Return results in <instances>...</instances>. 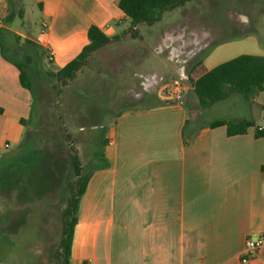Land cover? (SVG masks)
Returning <instances> with one entry per match:
<instances>
[{
    "label": "crops",
    "instance_id": "obj_1",
    "mask_svg": "<svg viewBox=\"0 0 264 264\" xmlns=\"http://www.w3.org/2000/svg\"><path fill=\"white\" fill-rule=\"evenodd\" d=\"M217 1L228 8L213 17L209 12L201 16L191 12L185 26L180 22L160 29L166 16L179 15L176 8L147 25L150 41L144 51L173 59L176 71L186 77L192 65L186 62L193 54L212 50L208 58L246 44L253 52L240 55L264 56V44L249 39L263 26L264 0ZM23 4L41 20L39 30L31 27V38H26L52 55L51 62L43 59L48 70L62 69L83 51L92 25L110 38L122 36L130 27L119 0H24ZM203 4V8L214 5V0ZM8 9V1L0 0V163L23 157L21 147L33 142L25 136L35 105V96L22 87L15 64L20 62L21 47L14 35H24L16 28L18 20L4 24ZM4 35L10 37L11 54ZM128 38L123 36L91 57ZM204 64L209 70L216 67H208L206 59ZM161 82L162 77L155 82L158 88ZM189 92L186 101L196 111L192 118L186 102L163 105L162 91L156 92L157 103L151 107L136 105L151 96L150 90L132 91L129 100L136 108L120 113L101 141L105 162L89 170L84 165L91 178L79 203L71 264H264V250L245 253L247 239L264 232V137L257 139L254 128L229 137L226 126L210 127L217 120H249L264 128V92L258 105L247 102L251 110L247 116L210 122H203L204 111L196 108L197 99ZM237 95L222 102L234 105L240 102ZM36 142L46 143L42 147L48 149L40 170L10 171L12 183L0 188V218L4 213L11 216L9 236L24 243L25 256L38 258L37 263L17 264H41L45 256L56 259L62 212L77 180L65 159L51 158L48 141ZM38 244L46 245L38 249ZM0 264L9 263L0 260Z\"/></svg>",
    "mask_w": 264,
    "mask_h": 264
},
{
    "label": "rangeland",
    "instance_id": "obj_2",
    "mask_svg": "<svg viewBox=\"0 0 264 264\" xmlns=\"http://www.w3.org/2000/svg\"><path fill=\"white\" fill-rule=\"evenodd\" d=\"M204 1L205 0H196L194 5H190L189 7L183 6L178 9L175 8L178 10L179 15L172 12V18L166 16L167 20H164V24H160V29L167 28L173 23L180 22H183L182 24L185 26L186 14L190 16L191 12L199 16L206 15L209 12L211 17H213L212 15L225 12L226 7L228 8L227 5L223 6L225 5L224 2L223 5L221 4L222 6H219L217 0H214V5L207 4V6L205 5L203 8ZM22 6L24 18L23 21L18 20L16 28L19 26L18 31L24 35V38L21 37L22 40L18 42V46L19 48L21 47V50H19V55L17 56L19 61H24L26 54H29L34 59L33 63L30 65L29 74L33 82L35 105L31 119L32 126L25 136L26 139L29 138L33 142L23 144L19 154L23 157L17 159L11 158L0 163V188L3 184L10 186L12 183L10 171L14 173L16 170V172L22 173L25 169L27 172L31 170H40L41 159L43 156H48L46 153L48 149L47 147H42V145L46 146V143L43 142L42 144L36 141H48L51 158L59 156L67 161V166L69 165L68 161H70L72 154H74L73 151L68 148L70 141L66 142L63 141V139L60 140L51 128L46 130L47 127L43 126L44 124L48 125L51 123L52 125V122L55 123V115H63V119L59 121L60 125H56L55 130L59 131V135H61L62 138L68 135L72 139L71 141L74 142L73 147L76 154L80 156V161L83 165L88 166L87 170H89L105 162L101 159L100 154L102 151L101 141L108 135V132L112 129L120 113L136 108V105L141 107L155 106L157 103V91H162V95L158 94L161 97L163 96V100L161 101H174L169 100L170 92L168 88L174 78L187 81L190 89L187 77L176 71L177 63H175L173 59L171 60L168 56L161 55V53L156 51H144V46L150 41V36H148L150 28L145 24H141L139 26L140 36L142 35L140 40H138L139 38H128L123 44L111 46L107 50L100 52L98 56L90 57L88 63L80 72L81 75L78 76L72 84L60 86L61 93L57 96V91L53 88L54 82L46 75V70L48 69L46 68L47 66L41 63L38 51L36 48L26 46L24 43L26 37L31 38V36H29L31 27L39 30L41 20L29 10L27 4H22ZM35 7L36 13H38L39 9L37 6ZM123 28L126 29L127 26H123ZM257 32L258 35L249 37V39H255L256 42L263 45L264 22L263 26L260 27ZM3 40L7 52L11 54L10 37L4 35ZM249 47L250 45L246 46V44H239L238 46L227 48L225 51L216 52L208 58L205 57L207 61L206 65L213 68L240 54L253 52ZM193 55L194 58L186 62L187 65L193 64L199 56V53L198 55ZM129 61L132 63L130 64ZM188 70H190V67ZM136 72H138L140 76L137 77ZM160 77H162V82L158 88L155 82H157ZM121 78H123V80H121ZM133 90L140 93L150 90L151 93L149 95L151 96H147L145 100H140L137 104L135 103L136 105H133L132 103L130 104L129 100ZM189 91L191 90L185 93L181 102H186L188 104L189 116L192 118L196 114V111L193 104L186 101L187 95L190 94ZM235 97L239 99L238 101L240 102L234 105L229 102H219L210 109L205 110L203 122L222 119L229 115L247 116L251 112L249 104L241 95L238 94ZM74 102L77 105L76 107L74 106ZM194 105L198 108L197 102ZM42 130H44V133ZM63 130H67V132L64 134ZM91 160L92 163H90ZM8 168L10 170H8ZM23 216H25V213H23ZM1 217L0 247L3 252L0 253V260L9 264L23 263L29 260L33 263H37L38 258L25 256L22 252L24 243L13 241L9 236L12 228L8 227L10 226L11 216H9L8 213H4ZM45 245L46 244H38L35 246L38 249H42L41 247H45ZM50 245L51 248L58 249L56 248L58 247L57 244L52 245L49 243L48 246L50 247ZM57 254L58 253L55 255L56 259L50 257L48 260L45 256L41 264H59Z\"/></svg>",
    "mask_w": 264,
    "mask_h": 264
},
{
    "label": "trees",
    "instance_id": "obj_3",
    "mask_svg": "<svg viewBox=\"0 0 264 264\" xmlns=\"http://www.w3.org/2000/svg\"><path fill=\"white\" fill-rule=\"evenodd\" d=\"M7 1L9 9L4 24L11 26L15 20L23 21L24 10L22 4L24 0ZM191 1L193 0H119V8L127 16L130 27L122 36L110 38L98 26L92 25L88 31L89 44L74 60L57 71L46 70V75L54 82L53 88L57 91V96L61 93L59 87L72 84L93 53L106 48L113 42L119 41L123 36L133 39L139 38V26L141 24L152 26L161 21L166 12L183 7ZM14 36L18 42L22 40L17 34ZM24 43L26 46L40 49L39 58L41 63H43V59L49 60L46 49L40 48L27 38ZM211 52L212 50H208L199 54L188 71L187 79L190 84V90L197 99V107L202 111L208 110L217 103L227 100L232 94H239L246 102L258 105L259 96L264 92V56L240 55L209 70L204 64V59ZM33 61L34 59L29 54H26L24 61L15 64L20 71L22 87L34 94L33 82L29 74L30 65ZM175 103H178V101L163 102L162 104ZM1 112L2 110L0 109ZM54 117L56 119L55 123L52 122V125L49 123L43 126L47 127L46 130L51 128L60 140L70 141L68 148L74 154L68 161V170L77 177V180L71 185L70 198L62 212L63 231L58 253L59 264H71L74 233L78 223L79 203L86 191L91 172H87L80 161V156L76 154L73 147L74 142L71 141L72 139L68 135L62 138L59 135V131L55 130V126L60 125L59 121L63 119V115H55ZM219 126H226L229 137L246 134L251 128L256 129L255 136L257 139L264 137V128H259L254 122L249 120H217L210 125L211 128ZM42 132L44 133V130ZM66 132L67 130H63L64 134ZM105 143L106 141L103 140V145Z\"/></svg>",
    "mask_w": 264,
    "mask_h": 264
},
{
    "label": "built area",
    "instance_id": "obj_4",
    "mask_svg": "<svg viewBox=\"0 0 264 264\" xmlns=\"http://www.w3.org/2000/svg\"><path fill=\"white\" fill-rule=\"evenodd\" d=\"M49 60H52V55L49 56ZM168 88L170 92L169 100L178 102H181L185 93L189 90L187 81L178 78L174 79ZM5 146L8 147V145ZM256 250H264V232L256 239L248 238L246 241L245 253Z\"/></svg>",
    "mask_w": 264,
    "mask_h": 264
}]
</instances>
